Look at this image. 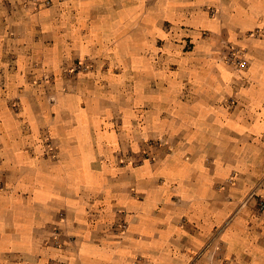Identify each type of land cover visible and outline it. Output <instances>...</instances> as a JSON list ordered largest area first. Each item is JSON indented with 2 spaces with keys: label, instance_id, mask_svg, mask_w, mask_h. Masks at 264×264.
I'll return each mask as SVG.
<instances>
[{
  "label": "crops",
  "instance_id": "crops-1",
  "mask_svg": "<svg viewBox=\"0 0 264 264\" xmlns=\"http://www.w3.org/2000/svg\"><path fill=\"white\" fill-rule=\"evenodd\" d=\"M204 1L218 6L225 20L238 7L237 14L246 7L257 13L251 23H237L233 35L249 43L251 65L235 71L215 64L205 73L199 72L202 66L192 65L183 82L170 68L157 71L156 64L147 61L136 67L133 61L125 62L126 52L113 62L108 52L111 65L122 67L98 69L102 72L95 75L93 88L98 92L104 88L107 103L137 76V102L152 106L155 123L151 133L143 134L167 132L175 140L173 152L158 161L122 167L115 162L113 148L102 142L108 135L96 126L101 116L81 114L76 122L81 127H70L62 113L69 110L72 115L67 102L74 98L60 96L53 122L61 146L59 161L44 156L34 129L40 121L51 122L48 102L38 110L27 94L24 100L33 105L32 111L16 114L9 100L29 82L25 74L34 57L56 68L66 56L94 55L102 38L92 29L94 23L119 21L127 26L128 14L137 13L141 15L137 23L147 26L140 38L144 42L156 38L166 0L155 1L151 10H146V0H123L121 7L117 0H54L36 12L9 11V4L0 0V175L6 182L0 190V264H49L52 258L62 264H264V214L247 206L232 215L236 204L225 201L226 193L237 201L245 197L264 174V34L245 35L249 28L264 24L258 19L259 13L264 15V9L258 11L264 0ZM64 22L72 23L73 30L62 26L57 31ZM146 72L150 84L185 87L189 97L163 95L167 89L150 91ZM243 77L248 78L247 85ZM88 97L89 93L82 94L75 103ZM230 97L239 101L234 109L222 105ZM162 115L168 122L160 120ZM23 117L31 131L20 126ZM137 132H128V137L139 149L144 142ZM233 174V185L218 189ZM65 208L70 214L67 228L77 241L54 248L47 239L58 212ZM122 222L127 223L126 231L114 233Z\"/></svg>",
  "mask_w": 264,
  "mask_h": 264
},
{
  "label": "rangeland",
  "instance_id": "rangeland-1",
  "mask_svg": "<svg viewBox=\"0 0 264 264\" xmlns=\"http://www.w3.org/2000/svg\"><path fill=\"white\" fill-rule=\"evenodd\" d=\"M3 1L9 4V11L24 8L31 9L34 12L43 7H50L54 3V0ZM63 1L59 0V2ZM117 1H119V7H121L123 0ZM146 1V10H151L157 0ZM166 2L168 5L161 10V23L156 38H147L144 42L140 37L147 26L137 23V18L141 15L137 16V13H130L128 14L129 22L127 26L119 21L115 24L94 23L92 29L98 36H102L94 55L66 56V59L60 62L56 68H53L52 63L47 66L42 60L34 57L32 68L25 74L29 82L19 87L20 90L18 89L15 95L10 98L9 107L16 114L32 111L33 105L31 106L24 100V96L27 94V97H32L31 100L38 110L45 108L46 101L48 102L49 108H51V122L42 124L40 121L37 126L34 125V129L37 128L39 132V142L45 157L52 161L61 160L60 141L55 134V124L53 122L55 123L57 120L59 111L57 106L60 104L59 99L63 94L74 98L73 100L68 99L67 102L72 110V115L68 114L69 110L62 113L66 120L70 122V127H81L80 124L76 123L80 120L81 114L89 113L90 116L95 114L101 116L97 118L96 126L99 131H104V134L108 135V137H103L105 139L102 142H105L107 147L113 148V154L116 157L115 162H118L122 167H137L148 161L156 162L161 157L173 152L175 140L167 132L143 134V131L151 133L155 123L151 119L152 106L149 104L139 105L137 102L135 94L138 89L137 76L131 79L124 92L115 97H108L107 103L104 101L106 94L104 88H99V92L93 88L92 83L95 75L102 72L97 71L98 69L101 70V67L111 68L112 71H116V68L117 70L121 69L122 66L118 67L113 63L114 61L117 62V58H121V53L126 52L125 62L133 61L136 67L140 62L144 61L146 63L147 61V63H155L157 71H160L159 68L162 70L170 68L181 74L180 78H183V82H185L186 74L192 65L202 66L198 68H202L199 72L203 73L207 72L208 68H214L215 64L235 71L247 70L250 67L252 57L249 54V43L234 38L233 35H237V23L239 24L241 20L251 23L255 18L257 13L253 9L246 7V10H242L237 14L238 7L227 21L222 18L221 9L218 6L210 5L204 0H166ZM247 2H249L248 4L251 2L257 4L258 0H247ZM170 3H173L174 7ZM261 9H264V6L258 7V11ZM258 19L259 22H262L264 15L259 13ZM213 21L215 24L213 26L209 25ZM58 26V28L56 26L57 31L62 26L67 32L73 30V24L69 22H64ZM8 32L11 36L16 37L14 31L10 33V29H8ZM263 34L264 24L251 27L245 32L247 37L259 38ZM153 47L156 51L153 50ZM108 52L112 54V65L109 60L112 58L107 54ZM128 65L132 64L129 63ZM203 73L198 74L202 77ZM85 78H88V81H85ZM149 79L150 76L146 72L145 82ZM242 81L243 85L249 83L248 78L243 77ZM150 82L151 80L147 85H149L152 92L160 93L163 89H167L163 95L169 94L170 97L178 95L182 96L183 99L189 97L188 88L184 87L182 90H177V88H172L169 85L168 87L162 86L161 81H155L151 84ZM186 82L188 83V80ZM85 93H89L90 97L77 106V103H75L77 97ZM238 104V100L236 101L230 97L222 105L234 109ZM36 109L34 110L38 111ZM164 115L160 120L168 122L167 117ZM19 122L25 131H31V126H27L29 122L27 119L23 117L19 119ZM90 124L95 126L94 119ZM133 131L135 133H138L137 131L141 132L139 137L144 142V146L139 149L132 146L130 139L132 136L128 137V132L131 134ZM235 177L236 174H233L222 184L219 183L218 189L225 190L227 184L233 185ZM5 187V179L0 175V190ZM225 201L235 202L236 210L232 215L237 214L238 210L247 206H253L258 215L264 214V174L254 182L245 197L237 201L233 194L226 193ZM69 220L68 209L65 208L58 212L55 226L51 229L47 239V245L54 248H64L77 241V237L69 232L67 228ZM126 229L127 223L122 222L114 227L113 232L123 234ZM222 232L223 228L215 232L213 240ZM207 245L197 253V257L202 256ZM49 264H62V262L52 258Z\"/></svg>",
  "mask_w": 264,
  "mask_h": 264
}]
</instances>
